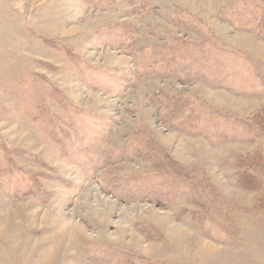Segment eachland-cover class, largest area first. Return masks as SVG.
Masks as SVG:
<instances>
[{
    "label": "rangeland",
    "instance_id": "rangeland-1",
    "mask_svg": "<svg viewBox=\"0 0 264 264\" xmlns=\"http://www.w3.org/2000/svg\"><path fill=\"white\" fill-rule=\"evenodd\" d=\"M263 106L264 0H0V264H264Z\"/></svg>",
    "mask_w": 264,
    "mask_h": 264
},
{
    "label": "trees",
    "instance_id": "trees-1",
    "mask_svg": "<svg viewBox=\"0 0 264 264\" xmlns=\"http://www.w3.org/2000/svg\"><path fill=\"white\" fill-rule=\"evenodd\" d=\"M258 116H263L264 117V106L262 107V109L260 111H258L255 115H254V118H255V122L257 124V126L259 127L260 131H262V128H264V125H261V123H258L257 122V119H258ZM253 118V119H254ZM243 164V166H245V168H249L250 170H261L262 169V165L260 163V158H259V154L254 152L253 155L249 158V159H243L242 160V163L241 165ZM244 176H253L252 174H245ZM247 178H243L245 184L249 185L251 181L253 180H247ZM246 180V181H245Z\"/></svg>",
    "mask_w": 264,
    "mask_h": 264
}]
</instances>
